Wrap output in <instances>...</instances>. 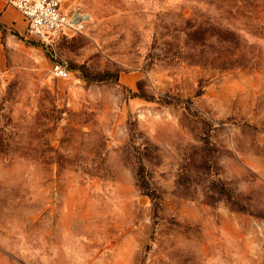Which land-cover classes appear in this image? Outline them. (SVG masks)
Segmentation results:
<instances>
[{"label": "rangeland", "instance_id": "obj_1", "mask_svg": "<svg viewBox=\"0 0 264 264\" xmlns=\"http://www.w3.org/2000/svg\"><path fill=\"white\" fill-rule=\"evenodd\" d=\"M65 5L42 43L0 0V264H264V30L224 19L264 0Z\"/></svg>", "mask_w": 264, "mask_h": 264}, {"label": "built area", "instance_id": "obj_2", "mask_svg": "<svg viewBox=\"0 0 264 264\" xmlns=\"http://www.w3.org/2000/svg\"><path fill=\"white\" fill-rule=\"evenodd\" d=\"M15 8L22 16L25 24L26 38L47 43L60 31H79L86 22L84 12L75 10L69 13L65 0H3ZM68 10V11H67ZM53 75L65 78L69 70L65 65L56 62Z\"/></svg>", "mask_w": 264, "mask_h": 264}, {"label": "trees", "instance_id": "obj_3", "mask_svg": "<svg viewBox=\"0 0 264 264\" xmlns=\"http://www.w3.org/2000/svg\"><path fill=\"white\" fill-rule=\"evenodd\" d=\"M224 19L226 20V23H228L233 28H239L240 26H244L242 30L246 31V33H248L252 37H255L258 40L262 39L263 37L262 35H260V34H263V32L260 31V29L264 30V24H261L257 20V18L253 17L252 14L248 10H246L243 6H228V9L226 10V16ZM237 19L241 21V23L239 24L240 26L238 27L236 26L238 25L236 24V21H238ZM204 28L205 27H203L201 24L200 25H197V23L189 24L188 26L189 31L187 34L190 39V43L188 44V46L191 47V49L195 50L199 44H203L199 35L203 32ZM218 28L222 29L223 26L220 25L218 26ZM230 31L236 36L235 31H233L232 29ZM220 37L222 38V39H219L221 42L222 41L224 43H227L229 41L234 42V38L226 36L223 32L220 34ZM236 39H237V42L235 44L237 45V47H240L238 43L242 39H240L238 35ZM255 44L256 43H252L251 45H248L247 49H251V48L255 49L257 47V45ZM253 50H250V52H252ZM222 67L227 68L224 64ZM94 79L102 80L106 78H94ZM139 174L141 175V170L139 171Z\"/></svg>", "mask_w": 264, "mask_h": 264}, {"label": "crops", "instance_id": "obj_4", "mask_svg": "<svg viewBox=\"0 0 264 264\" xmlns=\"http://www.w3.org/2000/svg\"><path fill=\"white\" fill-rule=\"evenodd\" d=\"M3 1V0H2ZM4 2V1H3ZM6 5V4H5Z\"/></svg>", "mask_w": 264, "mask_h": 264}]
</instances>
